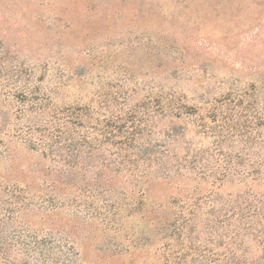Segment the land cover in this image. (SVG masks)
Here are the masks:
<instances>
[{
	"label": "rangeland",
	"instance_id": "1",
	"mask_svg": "<svg viewBox=\"0 0 264 264\" xmlns=\"http://www.w3.org/2000/svg\"><path fill=\"white\" fill-rule=\"evenodd\" d=\"M158 93L184 97L198 114L155 117L152 99ZM227 97L233 102L223 107L224 122L216 124V136H227L220 151L212 135L189 133L184 143L168 145L170 166L186 168L171 171L177 187L153 182L154 196L217 188L224 197L261 189L235 174L248 160L264 158V0H0V199L17 202V190L26 189L33 203L13 221L39 228V165L46 164L39 130L66 120L68 111L83 104L91 102L101 116L103 109L122 113L144 104L142 142L154 143L167 128L192 127L198 115L206 117L205 104ZM185 142L194 145L188 152ZM193 156L200 160L190 169ZM228 161L242 165L227 169ZM214 178L223 180L211 187ZM85 213L79 208L77 222L90 223L96 235L85 244L75 241L84 258L77 264L96 258L112 264L111 237ZM144 225L121 227L116 240L130 251L119 264L145 259L133 252L128 236Z\"/></svg>",
	"mask_w": 264,
	"mask_h": 264
},
{
	"label": "trees",
	"instance_id": "2",
	"mask_svg": "<svg viewBox=\"0 0 264 264\" xmlns=\"http://www.w3.org/2000/svg\"><path fill=\"white\" fill-rule=\"evenodd\" d=\"M224 99L227 102L205 104L209 108L206 117L198 115L192 127L187 128L185 122L183 132L175 126L167 128L165 138L161 136L154 143L142 142L147 125L144 104L122 113L103 109L101 116L89 102L68 111L66 120H56L57 125L54 122L39 130L40 158L46 162L39 165L42 220L39 228L14 224L16 215L33 203L26 189L17 190V202L0 199V264L84 261L74 243L78 238L83 244L90 242L96 232L90 223L77 222L79 208L86 210V220H98L101 231L111 237L113 243L107 244V249L110 261H115L112 264H119L130 251L117 242L116 236H121V227L132 221L145 224L128 235L134 240L133 252L141 251L145 258L140 264H264V158L248 160L242 173L235 174L261 187L255 192L246 190L224 197L217 188L175 195L154 196L151 192L153 182L177 187L172 176L176 173L171 171L183 173L186 168L177 162L170 166L168 145L183 142L189 133L193 137L212 135L217 140L215 151H220L227 136H216L221 127L216 124L224 122L223 107L233 102L230 97ZM152 102L155 117H195L199 111L177 95L158 93ZM240 104L238 100L236 106ZM204 118L214 124L207 125ZM190 147L194 145L185 142L187 152ZM198 154L201 158L204 153ZM192 160L190 169H195L200 159L195 156ZM230 164L228 161L227 169L242 165ZM222 180L214 178L210 186ZM9 194L7 190L6 199H11ZM74 249L78 253L73 254ZM98 261L96 258L86 264H100Z\"/></svg>",
	"mask_w": 264,
	"mask_h": 264
}]
</instances>
